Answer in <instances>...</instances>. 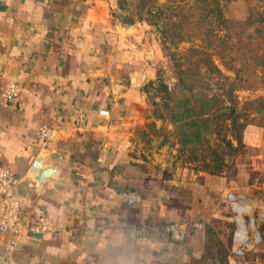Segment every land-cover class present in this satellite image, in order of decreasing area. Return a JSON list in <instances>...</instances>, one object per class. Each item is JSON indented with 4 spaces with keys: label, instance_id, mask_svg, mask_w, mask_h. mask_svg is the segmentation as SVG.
Instances as JSON below:
<instances>
[{
    "label": "crops",
    "instance_id": "0c3cea01",
    "mask_svg": "<svg viewBox=\"0 0 264 264\" xmlns=\"http://www.w3.org/2000/svg\"><path fill=\"white\" fill-rule=\"evenodd\" d=\"M111 0H0V162L19 179L24 219L46 216L54 229L10 246L7 264H221L218 229L225 194L240 190L264 213V131H246L245 152L227 172L188 173L131 154L121 121L139 99L146 75L134 30L109 17ZM52 128L43 142L38 127ZM54 174L30 175L39 155ZM259 170L258 173L255 171ZM135 191L140 200L127 204ZM264 217V214H263ZM228 220V221H226ZM183 225L174 242L165 228ZM230 222V221H229ZM202 223V229L195 225ZM262 243L222 264H264Z\"/></svg>",
    "mask_w": 264,
    "mask_h": 264
},
{
    "label": "rangeland",
    "instance_id": "374dc122",
    "mask_svg": "<svg viewBox=\"0 0 264 264\" xmlns=\"http://www.w3.org/2000/svg\"><path fill=\"white\" fill-rule=\"evenodd\" d=\"M170 1L109 2L110 19L119 26L134 28L128 37L135 41L147 70L139 85V99L121 121L128 148L144 161L173 164L188 173L227 172L235 156L245 152L246 131L258 126L264 131V108H256L258 100L264 98V66L251 62L248 68L257 76L249 75L248 79L244 75V82H238L236 71L242 63L224 67L221 52L207 50L217 70L203 63L196 65L191 50L200 43L192 38H171L172 32L182 27L174 28L166 19L173 15L168 9ZM222 5L226 17L243 20L249 9L263 7L264 0H222ZM158 12L163 16L161 21L154 17ZM238 32L233 29L224 34L233 33L234 37ZM247 32L257 41L262 38L252 27ZM257 41L252 48L260 54L264 44L258 49ZM260 75L261 81L257 78ZM230 96L238 104L235 119L228 117L225 109L232 104ZM205 97L216 99L204 104ZM226 215L230 222L226 220L218 229L222 242L217 245V257L221 264L226 254L230 255L232 222L228 208Z\"/></svg>",
    "mask_w": 264,
    "mask_h": 264
},
{
    "label": "trees",
    "instance_id": "16d2710c",
    "mask_svg": "<svg viewBox=\"0 0 264 264\" xmlns=\"http://www.w3.org/2000/svg\"><path fill=\"white\" fill-rule=\"evenodd\" d=\"M177 1H181V5ZM168 9L173 12V15L166 16L168 23H171L174 28L182 27L180 31L172 32L171 38L180 40L192 38L200 43V46L191 50L192 57H196V65L203 63L217 70L209 51L221 52L219 58L224 67L232 68V64L234 62L236 64L237 61L242 63L240 69L236 71L238 82H244L242 80L244 75H247L248 79L249 75L257 76L248 68L251 62L264 66V51L259 54L256 52L257 49L252 48L255 45L253 42L257 40L250 32H247L248 27H252L257 36L262 37L256 43L260 49L259 47L264 44V5L256 10L249 9L248 15L243 20L226 17L222 0H171ZM160 14L161 12H158L154 17L161 21L163 16L161 17ZM233 29L239 31L234 37L233 33L230 34L231 32L230 35L224 34ZM248 53L251 56L248 57ZM257 78L261 81L263 76L260 75ZM215 99L205 97L203 103H210ZM229 99L232 104L225 109L229 111L228 117L235 119L239 116L238 104L231 96ZM256 108H264V98L258 100Z\"/></svg>",
    "mask_w": 264,
    "mask_h": 264
},
{
    "label": "built area",
    "instance_id": "2783aa9c",
    "mask_svg": "<svg viewBox=\"0 0 264 264\" xmlns=\"http://www.w3.org/2000/svg\"><path fill=\"white\" fill-rule=\"evenodd\" d=\"M19 87L12 81H6L2 87L0 97L4 102H11L19 95ZM52 128L47 123L38 127L40 139H49ZM20 179L0 162V233L10 235L9 245L12 246L23 236L38 237L54 229L51 221L44 215H38L36 222L24 219L22 206L25 199L18 191ZM140 200L139 194L132 191L128 194L127 204L133 205ZM227 208L231 214L232 231L230 237V255L243 257L258 247L263 237L260 231H251L254 219L248 215L250 208L248 197L240 190H230L225 194ZM202 223L195 228L202 229ZM169 238L174 242H181L185 238L183 225L179 222L169 223L166 228Z\"/></svg>",
    "mask_w": 264,
    "mask_h": 264
},
{
    "label": "water",
    "instance_id": "95a60500",
    "mask_svg": "<svg viewBox=\"0 0 264 264\" xmlns=\"http://www.w3.org/2000/svg\"><path fill=\"white\" fill-rule=\"evenodd\" d=\"M55 170L49 168L45 165L44 156L39 155L35 162L32 165L30 170V175L33 176L34 181L40 182L51 177L54 174ZM250 208L248 210V215L254 219V223L250 226L251 231H260V225L264 220L263 212L256 211L254 204L249 200ZM0 264H7L4 259L0 258Z\"/></svg>",
    "mask_w": 264,
    "mask_h": 264
}]
</instances>
